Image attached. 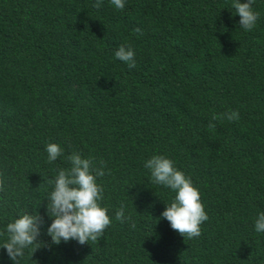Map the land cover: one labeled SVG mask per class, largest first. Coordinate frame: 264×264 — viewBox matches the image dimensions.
Wrapping results in <instances>:
<instances>
[{
    "label": "trees",
    "instance_id": "trees-1",
    "mask_svg": "<svg viewBox=\"0 0 264 264\" xmlns=\"http://www.w3.org/2000/svg\"><path fill=\"white\" fill-rule=\"evenodd\" d=\"M96 4L0 0V229L38 208L47 227V181L74 152L103 169L111 219L96 240L41 247L22 264H264L253 230L264 211V0L251 31L230 0ZM121 44L134 67L113 57ZM50 142L63 149L54 162ZM154 154L199 189V236L160 216L174 193L143 167ZM121 203L127 220L114 218ZM0 264H11L3 249Z\"/></svg>",
    "mask_w": 264,
    "mask_h": 264
},
{
    "label": "clouds",
    "instance_id": "clouds-1",
    "mask_svg": "<svg viewBox=\"0 0 264 264\" xmlns=\"http://www.w3.org/2000/svg\"><path fill=\"white\" fill-rule=\"evenodd\" d=\"M109 2L116 10L123 9L125 5V0ZM99 3L100 0H97L96 6ZM230 3L235 16L239 17V26L245 31H251L260 17V12L253 10L254 0H230ZM113 57L129 67L135 66L131 46L119 45ZM225 118L229 121L237 119L238 113L231 111L225 114ZM45 152L47 160L54 162L62 155L63 149L60 144L50 142L45 145ZM67 159L69 166L58 169L55 176L47 181L49 190L45 198V216L50 221L47 227L44 228V217L37 211L38 208L18 213L0 229V249L5 251L11 264H22L31 259L33 253L41 247L51 252L52 246H58L62 242L73 240L84 244L94 241L110 225L109 209L101 203L104 189L97 181L98 177L104 175L103 169L95 167L91 158H84L79 153L74 152ZM143 167L148 170L152 183L174 193L160 216L183 237L199 236L201 224L208 220V215L201 201L200 191L191 178L164 154L150 156L144 161ZM126 212L127 206L121 203L114 212V218L127 220L129 217ZM42 229L49 238L44 242L39 239ZM253 230L264 233V211L256 213Z\"/></svg>",
    "mask_w": 264,
    "mask_h": 264
}]
</instances>
